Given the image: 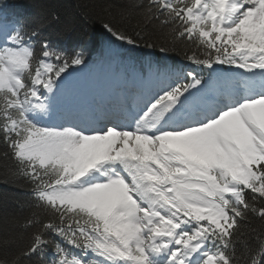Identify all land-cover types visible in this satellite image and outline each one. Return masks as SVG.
Instances as JSON below:
<instances>
[{
    "label": "snow or ice",
    "instance_id": "6c2138e0",
    "mask_svg": "<svg viewBox=\"0 0 264 264\" xmlns=\"http://www.w3.org/2000/svg\"><path fill=\"white\" fill-rule=\"evenodd\" d=\"M118 15L134 35L101 20L110 48L179 61L129 64L148 91L113 110L69 102L92 67L86 13L61 46L57 13L0 12V183L28 197L13 222L30 234L16 251L0 239V264H264V0H128Z\"/></svg>",
    "mask_w": 264,
    "mask_h": 264
},
{
    "label": "trees",
    "instance_id": "16d2710c",
    "mask_svg": "<svg viewBox=\"0 0 264 264\" xmlns=\"http://www.w3.org/2000/svg\"><path fill=\"white\" fill-rule=\"evenodd\" d=\"M13 2L25 6L30 12V21L39 18H49L52 13L60 16V22L53 24L46 35L53 41H58L71 33L73 38L79 33L81 28L80 17L86 13L90 18L89 28L97 39L103 35L100 30L101 20H111L114 24L126 30L130 35H134L135 21L122 20L118 15L119 6L128 0H12ZM111 5L108 15L104 12V7ZM155 38V37H153ZM145 48H136V52L144 51ZM178 58L175 54H170ZM28 197L25 192L4 183H0V239L6 235L9 239V250L16 251L23 247L29 240L30 234L21 232L14 224L13 217L27 215L28 209L23 211L20 204H27ZM258 221L256 224L258 225Z\"/></svg>",
    "mask_w": 264,
    "mask_h": 264
},
{
    "label": "bare ground",
    "instance_id": "6f19581e",
    "mask_svg": "<svg viewBox=\"0 0 264 264\" xmlns=\"http://www.w3.org/2000/svg\"><path fill=\"white\" fill-rule=\"evenodd\" d=\"M118 108H119V103L116 106H114L113 108H111V109L118 110Z\"/></svg>",
    "mask_w": 264,
    "mask_h": 264
}]
</instances>
